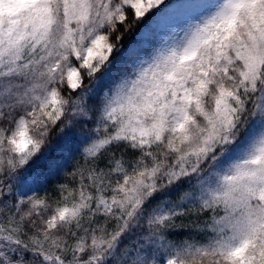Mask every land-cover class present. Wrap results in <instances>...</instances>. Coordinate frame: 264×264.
<instances>
[{"label": "snow or ice", "instance_id": "obj_1", "mask_svg": "<svg viewBox=\"0 0 264 264\" xmlns=\"http://www.w3.org/2000/svg\"><path fill=\"white\" fill-rule=\"evenodd\" d=\"M0 264H264V0H0Z\"/></svg>", "mask_w": 264, "mask_h": 264}]
</instances>
